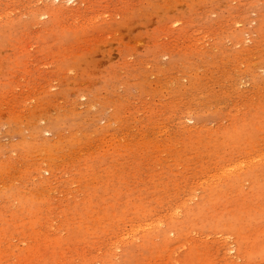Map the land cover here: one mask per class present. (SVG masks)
<instances>
[{"label": "rangeland", "instance_id": "1", "mask_svg": "<svg viewBox=\"0 0 264 264\" xmlns=\"http://www.w3.org/2000/svg\"><path fill=\"white\" fill-rule=\"evenodd\" d=\"M0 264H264V0H0Z\"/></svg>", "mask_w": 264, "mask_h": 264}, {"label": "bare ground", "instance_id": "2", "mask_svg": "<svg viewBox=\"0 0 264 264\" xmlns=\"http://www.w3.org/2000/svg\"><path fill=\"white\" fill-rule=\"evenodd\" d=\"M241 165V164H240ZM239 166V165H238ZM235 167H236V165H235ZM246 168V167H245ZM244 169V168H243ZM232 170V169H231ZM242 170V169H241ZM240 170V171H241ZM227 171V170H226ZM224 172H225V170H224ZM223 171H222V173H224ZM228 172V171H227ZM232 173V172H231ZM235 173V172H234ZM221 175V174H220ZM225 175H227V174H225ZM214 178V177H213ZM216 178V177H215ZM214 178V179H215ZM188 195L189 196H191L190 195V193H188ZM188 196V197H189ZM193 196H194V194H193ZM201 197V195H195L194 197H189V199H187L186 198V201L188 200L189 202L192 200H194V199H199ZM203 197V196H202ZM201 197V198H202ZM200 198V199H201ZM208 197H206V196H204L203 197V200H205V199H207ZM185 201V202H186ZM195 202V201H194ZM199 207H200V205H199ZM177 217V216H176ZM171 217H168V218H166V219H162V220H160V223H155V220L153 221V219L151 220L150 219V221H145V223H143L142 222V224H141V222L139 223V225H138V228L137 227H135V226H133V224H132V226L126 231V234H125V236L121 239V241H122V243L121 244H119L121 247H125L124 245H126L127 243H132V242H134V237H137L136 235H139L140 233H143L144 231L146 232H151V231H160V232H162V233H164V234H173V233H175L176 234V225H174L175 223H173V224H170L171 223V220L172 219H170ZM159 221V220H158ZM155 223V224H154ZM144 232V233H145ZM231 236V235H230ZM230 236H229V238H230ZM227 237H228V235H227ZM139 238V237H138ZM226 242H225V244L226 245H229V243H230V240H225ZM118 242V241H117ZM234 249H232V250H230L229 251V253H227L226 254V256L229 258V259H231V260H233L234 259ZM232 254V255H231Z\"/></svg>", "mask_w": 264, "mask_h": 264}]
</instances>
